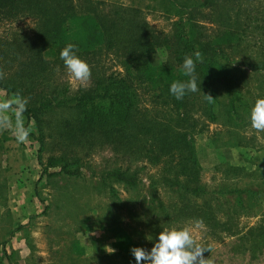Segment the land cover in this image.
<instances>
[{
	"label": "rangeland",
	"instance_id": "rangeland-1",
	"mask_svg": "<svg viewBox=\"0 0 264 264\" xmlns=\"http://www.w3.org/2000/svg\"><path fill=\"white\" fill-rule=\"evenodd\" d=\"M101 1L137 8L145 22L164 35L173 32V24L180 17L167 0ZM235 2L243 3L240 9L245 11L243 17L249 15V26L243 27V34L235 31L230 42L223 25L216 23L208 12H201L206 20L201 18L199 24L200 42L223 46L230 61L227 71L233 77L225 76L222 69L215 70V118L201 119L199 132L192 137L202 168L199 185L209 193L220 189H256L264 184V130L254 129L249 118L255 100L264 98V74L251 73L264 66V0ZM35 25V20L29 18H0V50L15 37L30 36ZM166 58L162 51L151 54L144 75L167 78ZM108 60L103 63L107 73H123L121 62ZM8 62L0 58V79H7L16 71L18 63ZM42 78L45 76L37 77ZM53 79L66 82L69 94L87 88L91 82L76 80L67 71ZM142 93L145 92L139 94ZM38 94L35 91L33 99ZM140 98V107H149L147 96ZM5 102L9 107L0 109V264H135L133 247L151 250L161 230L192 227L194 221L202 220L185 214L184 205L203 211L205 197L181 199L179 191L162 180V162L154 165L137 155L115 159L109 144L96 140L93 144L90 138L86 145L85 140L66 138L62 122L73 118L76 112L63 108L44 112L37 124L30 122L29 135L21 141L18 119L23 129L26 119L14 108L18 100L0 90V105ZM34 137L42 139V166L37 160L38 142ZM163 160L168 158L159 161ZM227 166L245 168V172L240 173V179L230 180L224 169ZM47 167L49 172L67 167V171H78L80 175L49 177L44 172ZM116 169L136 172L138 185L126 189L111 182V194L99 184V178ZM252 172L258 177L249 178ZM217 204L219 209L226 208L223 200ZM239 213V229L256 225L264 218V197L255 203L247 199ZM155 227L161 230L154 232ZM193 235L197 243L213 247L208 264H264V258L251 263L243 255L231 253L229 245L234 238L220 235L222 241H217L204 223L201 229H194Z\"/></svg>",
	"mask_w": 264,
	"mask_h": 264
},
{
	"label": "trees",
	"instance_id": "trees-1",
	"mask_svg": "<svg viewBox=\"0 0 264 264\" xmlns=\"http://www.w3.org/2000/svg\"><path fill=\"white\" fill-rule=\"evenodd\" d=\"M167 1L180 13L169 35L154 31L137 8L101 0H0L1 19L29 18L36 22L30 36L15 37L0 50L2 60L18 63L13 75L0 79V90L18 100L14 108L26 119V130L33 120L39 123V116L46 111L68 109L76 114L62 122L66 138L85 140L86 145L90 138L93 144L95 140L109 144L115 159L137 155L154 165L162 162V180L176 188L181 199L205 197L203 211L190 210V206L184 205L185 214L202 218L217 241H222L220 235L234 238L229 245L231 253L243 255L251 263L257 262L264 258V218L242 229L238 220L247 199L255 203L264 197V184L257 185L256 189H220L209 193L199 185L202 168L192 141L193 135L199 132L201 119L213 121L215 118L212 112L218 79L215 70L222 69L225 76L231 75L227 71L230 61L224 55L223 46L213 45L211 41L200 42L202 26L199 24L201 18L206 20L201 12H208L216 23L223 25L229 42L235 31L245 32L243 27L249 26V15L242 16L245 14L240 9L243 3L235 0ZM69 43L76 45L77 54L89 64L92 73L88 87L72 94L66 82L53 79L55 75L64 76L67 71L60 51ZM157 51L167 56L164 68L168 79L144 75L149 56ZM196 52L200 53L198 60ZM186 57L196 61L195 76L198 85L201 83V91L187 93L182 100H177L169 93V87L173 82L189 79L182 68ZM109 58L121 62L123 73L113 75L105 71L103 63ZM251 73L264 74V66ZM39 75L45 78L37 79ZM35 91L39 93L36 100L32 97ZM140 91L145 93L139 94ZM140 95L147 96L149 107H140ZM34 138L38 142L37 160L42 166L39 156L42 139ZM162 157L168 160L159 161ZM49 168L44 171L49 177L80 175L78 171H67V167L53 172H49ZM224 169L230 180L240 179V173L245 172V168L239 167ZM136 175L129 169H116L101 176L99 184L114 194L111 182L133 189L138 185ZM254 175L257 176L249 173V178ZM221 200L225 209H219L217 203ZM160 230L161 227H155L154 232ZM204 246L211 249L204 253L208 264L214 254L213 247Z\"/></svg>",
	"mask_w": 264,
	"mask_h": 264
},
{
	"label": "clouds",
	"instance_id": "clouds-1",
	"mask_svg": "<svg viewBox=\"0 0 264 264\" xmlns=\"http://www.w3.org/2000/svg\"><path fill=\"white\" fill-rule=\"evenodd\" d=\"M76 45L69 43L60 51V59L64 62V67L68 74L76 80L87 81L92 73L89 64L77 54ZM196 59L200 53L196 52ZM182 68L189 79L185 82L176 81L169 87V93L177 100H182L187 93L201 91V83L198 85L195 76L196 61L192 57H186ZM211 98L209 95H205ZM9 107L5 102L0 105V109ZM23 110V104L20 105ZM251 126L257 130H264V98L255 100L250 111ZM20 135L18 139H27L28 130L23 129L22 122L18 119ZM203 227L202 220L194 221L192 227L185 226L180 229H165L158 233L151 250L142 247H133L131 254L135 259V264H206L208 259L204 258L205 252H210V247L197 243L193 235L194 229Z\"/></svg>",
	"mask_w": 264,
	"mask_h": 264
}]
</instances>
